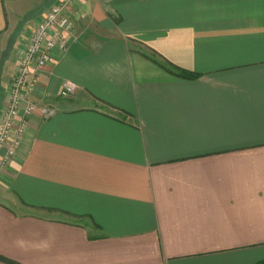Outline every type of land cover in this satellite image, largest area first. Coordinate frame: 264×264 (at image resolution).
I'll use <instances>...</instances> for the list:
<instances>
[{
  "label": "crops",
  "instance_id": "obj_1",
  "mask_svg": "<svg viewBox=\"0 0 264 264\" xmlns=\"http://www.w3.org/2000/svg\"><path fill=\"white\" fill-rule=\"evenodd\" d=\"M55 1L0 0V111ZM72 21L32 68L28 97L54 112L0 148V255L264 264V0H74Z\"/></svg>",
  "mask_w": 264,
  "mask_h": 264
},
{
  "label": "built area",
  "instance_id": "obj_2",
  "mask_svg": "<svg viewBox=\"0 0 264 264\" xmlns=\"http://www.w3.org/2000/svg\"><path fill=\"white\" fill-rule=\"evenodd\" d=\"M73 2L74 0H56L52 3L41 18L32 24L27 42L18 54L7 89V103L0 111V148L7 146L5 157L13 154L22 141L30 114L37 110L47 117L54 112L51 106L37 105L28 97L34 85L32 68H40L49 63L53 48H67L68 38L74 32ZM77 89L76 83L65 80L59 95L66 97Z\"/></svg>",
  "mask_w": 264,
  "mask_h": 264
},
{
  "label": "trees",
  "instance_id": "obj_3",
  "mask_svg": "<svg viewBox=\"0 0 264 264\" xmlns=\"http://www.w3.org/2000/svg\"><path fill=\"white\" fill-rule=\"evenodd\" d=\"M163 67H165L167 70L172 71L174 73H176L179 76L185 77V78H194L197 77L199 74L197 73H193L184 69H180L178 67H175L174 65H172L169 61H167L166 59H163V61L160 63ZM0 259L7 261L11 264H16L15 262L8 260L6 258H4L3 256L0 255Z\"/></svg>",
  "mask_w": 264,
  "mask_h": 264
}]
</instances>
